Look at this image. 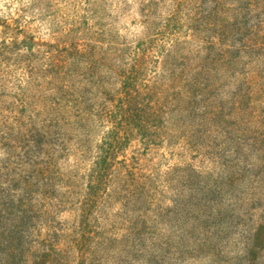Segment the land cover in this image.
<instances>
[{
    "label": "trees",
    "instance_id": "16d2710c",
    "mask_svg": "<svg viewBox=\"0 0 264 264\" xmlns=\"http://www.w3.org/2000/svg\"><path fill=\"white\" fill-rule=\"evenodd\" d=\"M0 264H264V0H3Z\"/></svg>",
    "mask_w": 264,
    "mask_h": 264
},
{
    "label": "rangeland",
    "instance_id": "374dc122",
    "mask_svg": "<svg viewBox=\"0 0 264 264\" xmlns=\"http://www.w3.org/2000/svg\"><path fill=\"white\" fill-rule=\"evenodd\" d=\"M2 1L3 0H0V4ZM110 1L111 0H108V2ZM137 9H138V5H136V10ZM119 23L121 25L125 24L127 29L124 31V34L130 42H133L136 39V36L140 31H138V29H136L135 26L129 24L125 20L119 21ZM52 26H54L52 19H46L44 17L40 18L39 20H37L36 22L32 24V28L38 30L37 36L41 38H45V39H48L51 36ZM177 152H179L180 156L176 159L173 156H169L171 154L170 151L160 149L158 152H156L157 155L155 158V162L158 163L159 166L164 167V164L166 163L165 160H185L186 162H193L195 165L201 168L210 167L209 166L210 164L205 157H196L192 159L191 158L192 156H190L188 152H184L183 150H180ZM181 156H184V157H181ZM159 157H161L162 159H160Z\"/></svg>",
    "mask_w": 264,
    "mask_h": 264
}]
</instances>
